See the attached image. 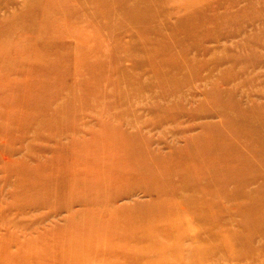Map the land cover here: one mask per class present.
<instances>
[{"label":"rangeland","instance_id":"rangeland-1","mask_svg":"<svg viewBox=\"0 0 264 264\" xmlns=\"http://www.w3.org/2000/svg\"><path fill=\"white\" fill-rule=\"evenodd\" d=\"M96 148L117 178L80 183ZM91 227L136 264H264V0H0V264L88 262Z\"/></svg>","mask_w":264,"mask_h":264},{"label":"bare ground","instance_id":"bare-ground-1","mask_svg":"<svg viewBox=\"0 0 264 264\" xmlns=\"http://www.w3.org/2000/svg\"><path fill=\"white\" fill-rule=\"evenodd\" d=\"M237 134V133H236ZM100 145V144H99ZM96 146H97V144H96ZM133 147H134V145H133ZM238 148V147H237ZM75 149V148H74ZM80 150V149H79ZM85 150V149H84ZM99 148H96V151L94 152V154H93V156H92V158L90 159V158H87L88 156H86V157H81V159L82 160H80L79 162V166H85V168L84 169H81L80 170V172H76L75 173V178L77 179V181L78 182H87L88 180H89V178L90 177H97V175L98 176H100L101 174L104 176V178H105V176L109 179V181L110 182H113V181H115V179L117 178V176L116 175H112V173L113 174H115L114 172H115V170L113 171L112 170V168H111V165L110 164H106V166L105 165H103L102 167H100V165H99V160L100 159H102V157L103 156H100L99 155ZM83 152H81V154H82ZM89 155V154H88ZM82 156V155H81ZM137 158V157H136ZM135 159V158H134ZM138 159V158H137ZM136 160V159H135ZM134 162V161H133ZM132 162V163H133ZM140 162V161H139ZM138 164H140V163H138ZM137 163H136V165H138ZM142 166H139V168H141ZM244 168V167H243ZM111 170V172H110V170ZM136 169V168H135ZM142 169V168H141ZM77 170H79V169H77ZM138 170V169H137ZM143 170V169H142ZM203 170H204V168H203ZM211 173V172H210ZM212 174V173H211ZM208 175V174H207ZM221 177V176H220ZM118 180V179H117ZM97 186V185H96ZM109 186V185H108ZM100 187V186H99ZM107 186H104V187H100V188H98L96 191L94 190V192H92L90 195H89V198L87 199V200H91L92 201V205L91 206H93V208H92V210H91V213H88L87 215H84L83 217H82V220H95L96 218H98V214H99V209L97 208V204H98V202H100V200H102L103 199V201H101L102 202V204L100 205V207H102V206H105V205H108V201L106 200V197H110L111 195H110V191H108L107 190V188H106ZM125 192H126V190H125ZM98 193H99V195H98ZM80 199V198H79ZM106 200V203H104V201ZM115 205V204H114ZM113 205H111V207H112ZM99 207V206H98ZM113 208H115V207H113ZM121 208V207H120ZM102 209V208H101ZM116 209H117V207H116ZM103 210V209H102ZM117 210H119V209H117ZM122 211V210H121ZM95 213V215H94V213ZM101 215L103 216V217H106L107 216V218L109 219V220H111V215H108L106 212H103V213H101ZM128 219V218H127ZM141 219V218H140ZM144 219V218H143ZM146 219V218H145ZM121 220V219H120ZM136 220L138 221V219L136 218ZM136 221V222H137ZM91 226V225H90ZM128 227H129V225H128ZM130 228V227H129ZM94 227H91V228H89V229H87V231H84V232H79V233H77V235H76V238H75V240L76 241H79V247L76 249V250H92V253L94 254V256H93V259L92 260H89L88 262H86V261H83L81 264H93V262L95 261V259H94V257L95 256H97V257H95V258H98V261H100V262H102L103 264L105 263V262H108V260H107V256H109V254L110 253H112L111 255H114V254H116V256L115 257H117V258H119L120 257V259L122 260V258H123V261H125V262H128L129 261V263H133V264H136L137 262H136V260H135V257H133L132 255L131 256H129L128 258H125V257H123V256H121L120 254H118V253H123L124 252V249H125V247H124V249H123V245H122V242H121V240H120V231H118L117 229H110L109 227H108V229H106V230H104L105 232L103 233V235L102 236H97V235H95L94 236ZM128 234H130V233H128ZM127 234V235H128ZM152 235L151 234H149V236L146 234V232H145V234H142L141 235V238H138V240L137 241H135L134 243H132L133 244V246L134 247H136V246H139V245H142L143 246V243H144V241L149 237H151ZM136 238V237H135ZM134 241V240H133ZM155 244V243H154ZM150 245V244H149ZM141 246V247H142ZM150 247H152V246H150ZM111 249H113V251L112 252H109ZM142 253L143 254H145V253H147L148 252V249H149V247L148 248H146L145 246H143L142 248ZM150 249H153V248H150ZM149 249V250H150ZM95 250H96V252H95ZM150 251H152V250H150ZM117 252V253H116ZM154 252H156V250L155 251H153V253ZM151 253V252H150ZM70 254H73V252L72 253H70ZM97 254V255H96ZM117 254H118V256H117ZM149 254V253H148ZM158 254V253H157ZM154 255V254H153ZM74 257H76V258H78L80 255H79V253H77V254H75V255H73ZM82 256V255H81ZM82 258V257H81ZM144 259H147V258H144ZM35 264H40L41 262H34ZM32 264H33V262H32Z\"/></svg>","mask_w":264,"mask_h":264}]
</instances>
